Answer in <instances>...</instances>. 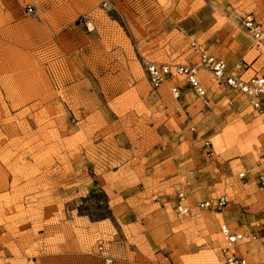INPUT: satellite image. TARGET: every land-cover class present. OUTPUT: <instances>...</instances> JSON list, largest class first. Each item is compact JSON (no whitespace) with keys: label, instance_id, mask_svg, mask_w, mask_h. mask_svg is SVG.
<instances>
[{"label":"rangeland","instance_id":"1","mask_svg":"<svg viewBox=\"0 0 264 264\" xmlns=\"http://www.w3.org/2000/svg\"><path fill=\"white\" fill-rule=\"evenodd\" d=\"M247 12L264 0H0V264H104L98 245L113 264H223L222 225L264 259V115L203 67L209 106L182 76L155 89L144 63H199L195 41L257 70Z\"/></svg>","mask_w":264,"mask_h":264},{"label":"built area","instance_id":"2","mask_svg":"<svg viewBox=\"0 0 264 264\" xmlns=\"http://www.w3.org/2000/svg\"><path fill=\"white\" fill-rule=\"evenodd\" d=\"M231 6L228 7V11ZM235 16L240 21L242 27L249 34L251 39L255 43H261L264 41V12L256 16L252 12H247L244 14L235 13ZM193 47V52L198 54L199 63L194 65H176L173 68L169 66H161V70H157L154 65L147 66L146 72L149 78L151 85L157 89L161 86L163 81L170 77L172 74H180L186 77V82L188 86L195 92L197 96L202 98V100L208 105L210 99L208 97V92L205 86H203L199 80L196 79V71L199 66L206 67L212 73L213 80L217 85L224 87L229 92H239L243 94L247 99V104L254 111L264 112V64L260 67L259 70L254 71L251 75H245L248 70H250V64L242 60L237 62L232 68H229L226 61L219 56L210 54L208 51L198 50L195 41L191 43ZM170 93L174 97L179 96V87L171 86ZM210 142H205L204 148L207 156H212L213 151L210 150ZM209 150V151H208ZM264 164V152L261 154L260 159L256 161V165ZM238 177L244 178V172H239ZM257 178V189L262 191L264 190V172L260 171L256 174ZM186 187L181 186L176 191V203L175 211L178 213H186L187 208L183 203L184 194ZM199 207L202 209L212 207H223L225 205V198L223 196L218 197L217 199H204L199 202ZM226 225L221 226V233L223 234L227 245L233 247L237 240H241L245 237V234L235 233L230 228L225 227ZM96 254H104L105 260L108 264L113 263V259L107 255V250L102 245H98L96 248ZM111 259V260H110ZM162 264H175L170 258H166V261ZM223 264H264V261L259 263H250L245 257L238 256L234 252L223 250Z\"/></svg>","mask_w":264,"mask_h":264},{"label":"bare ground","instance_id":"3","mask_svg":"<svg viewBox=\"0 0 264 264\" xmlns=\"http://www.w3.org/2000/svg\"><path fill=\"white\" fill-rule=\"evenodd\" d=\"M196 43V45H197V42H195ZM198 46V45H197ZM197 49L198 50H200L198 47H197ZM204 51H206V50H204ZM210 54H212V53H210ZM213 55H215V54H213ZM197 56H198V54H197ZM216 56H219V57H222V56H220V55H216ZM223 58V57H222ZM198 59H199V57H198ZM224 59V58H223ZM225 60V59H224ZM199 61V60H198ZM226 61V60H225ZM245 61V60H244ZM247 62V61H246ZM145 63V69L147 68V66L149 65V66H151V65H154V67L157 69V70H161V66H169L170 68H173L174 66H176V65H180V64H175V65H169V64H166V63H158V62H153V61H145L144 62ZM226 63H227V61H226ZM248 63V62H247ZM250 64V63H249ZM264 64V63H263ZM181 65H187V64H181ZM191 65V64H190ZM192 65H194V64H192ZM199 67H203V66H199ZM199 67L197 68V71H196V79L197 80H199L200 81V79H199V75H198V69H199ZM250 70H248L247 72H246V74L245 75H251V74H253V72L254 71H257V70H259V69H254L253 67H252V65H250ZM203 68H205V69H207L206 67H203ZM207 70H209V69H207ZM206 71V70H205ZM210 71V70H209ZM211 72V71H210ZM251 72V73H250ZM208 73V72H207ZM212 74V73H211ZM203 75V74H202ZM175 76H182V77H184V79L186 80V77L185 76H183V75H180V74H171L170 75V77H168L167 79H165L164 81H163V83L161 84V85H163L164 84V82L165 81H170L173 77H175ZM200 83H201V81H200ZM202 84V83H201ZM173 85H175V84H172L171 86H173ZM203 85V84H202ZM170 86V87H171ZM175 86H177V85H175ZM204 86V85H203ZM161 87V86H160ZM237 93H239V92H237ZM241 94V93H240ZM179 95H180V91H179ZM243 95V94H242ZM244 96V95H243ZM174 97V96H173ZM199 97V96H198ZM245 97V96H244ZM174 98H179V96L178 97H174ZM246 98V97H245ZM202 99V98H201ZM204 102V101H203ZM204 104H206L205 102H204ZM209 104H210V102H209ZM209 104L207 105V106H209ZM260 115H264V112H258ZM262 116H260V117H262ZM262 121L264 120V117H262V119H261ZM264 122V121H263ZM263 166H264V164H263ZM262 172H264V171H262ZM240 178V177H239ZM183 186H185L186 187V190H185V192H187V188L189 187V182L188 181H186V182H184V184H183ZM186 193L184 194V200H183V203L185 204V207L187 208V212L186 213H183V214H181V213H178V212H176L177 214H179V215H188V214H190L191 213V208H190V206L188 205V203H187V197H186ZM221 196H223L224 198H225V204H226V197L224 196V195H221ZM218 197H220V196H218ZM218 197H212V198H208V199H213V200H215V199H217ZM176 199H177V197H176ZM175 203H176V201H175ZM198 204H199V202H198ZM197 204V210H203L202 208H200L199 207V205ZM213 207H215V205H213L212 207H209V208H213ZM209 208H205V209H209ZM216 208H219V207H216ZM174 209H175V205H174ZM193 215H195V216H197L198 215V213L197 212H194L193 213ZM212 218V217H211ZM206 219L208 220V221H212V219H210L209 217H206ZM206 219H204V220H206ZM208 221H206V222H208ZM182 225H184V223H182ZM226 227V226H225ZM227 228V227H226ZM229 228V227H228ZM230 230H232L231 228H230ZM233 232H235V233H238V234H241L242 236L245 234V237L243 238V239H241V240H237V242L236 243H243V242H246V241H248V240H251V239H255V237H256V235H252L251 233H249V232H246V231H235V230H232ZM220 234H221V237H222V240H223V243H224V246L221 248V252H222V258H223V250H226V251H230V252H234L236 255H238V256H241V255H239V254H237L235 251H234V248L238 245V244H236V245H234L233 247H231V246H229V245H227V242L225 241V238H224V236H223V234L221 233V227H220ZM103 246V245H102ZM104 247V246H103ZM107 255H109V253H108V251H107ZM97 256H99L101 259H102V261L104 262V264H108L107 262H106V260H105V257H104V254H102L101 256L100 255H97ZM109 257L111 258V259H113V262H114V258L111 256V255H109ZM242 257H244V256H242ZM110 259V260H111ZM171 259V258H170ZM247 259V258H246ZM172 260V259H171ZM248 260V259H247ZM249 261V260H248ZM262 261H264V259L262 260ZM250 263H259V262H261V261H257V262H252V261H249ZM113 264V263H112Z\"/></svg>","mask_w":264,"mask_h":264},{"label":"crops","instance_id":"4","mask_svg":"<svg viewBox=\"0 0 264 264\" xmlns=\"http://www.w3.org/2000/svg\"><path fill=\"white\" fill-rule=\"evenodd\" d=\"M228 64V63H227Z\"/></svg>","mask_w":264,"mask_h":264}]
</instances>
